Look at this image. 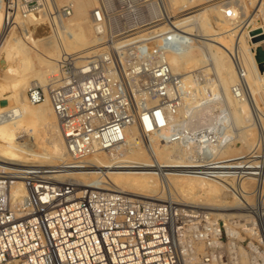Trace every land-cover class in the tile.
I'll return each mask as SVG.
<instances>
[{
	"label": "built area",
	"instance_id": "built-area-1",
	"mask_svg": "<svg viewBox=\"0 0 264 264\" xmlns=\"http://www.w3.org/2000/svg\"><path fill=\"white\" fill-rule=\"evenodd\" d=\"M18 1L22 18L45 19L48 25L63 22L73 10L70 0ZM232 11L227 9L226 15ZM148 14L138 21L134 8L122 10L119 27L113 28L118 33L99 43L102 51L85 56L63 53L56 61V82L48 88L28 87L27 102L34 105L48 98L67 168L93 153L121 147L132 125L160 144L189 146L193 151L186 173L226 183L227 193L240 198L238 212L260 221L264 234V206L259 205L263 181L250 192L252 204L229 183L246 175L264 178V137L244 157L233 159L214 151L229 125L170 124L169 105L142 108L131 99L142 92L164 98L172 94L174 75L164 55L173 51L175 32L166 13ZM111 15L100 5L92 10L96 34L106 36ZM157 25H164L165 32L157 35ZM130 79L139 82L135 89L126 84ZM157 115L162 124H157ZM60 169L34 164L0 168V264H240L235 247L245 239H238L243 220L236 213L223 217L216 210L172 198L145 200L77 186L56 177ZM14 180L25 187L19 202L10 195ZM231 226L237 235L228 231Z\"/></svg>",
	"mask_w": 264,
	"mask_h": 264
},
{
	"label": "bare ground",
	"instance_id": "bare-ground-1",
	"mask_svg": "<svg viewBox=\"0 0 264 264\" xmlns=\"http://www.w3.org/2000/svg\"><path fill=\"white\" fill-rule=\"evenodd\" d=\"M172 1H179L180 3V0H171V2ZM240 1L242 4L244 0H240ZM248 1L246 4H250V2ZM171 2L170 0H166L164 2L165 3L164 6L166 7L169 5L171 7L176 6L173 2H172L173 5H171L172 4ZM12 3L16 4L15 0H13ZM70 3L72 4V8H73L71 18L68 19V21L66 20L67 22L64 23V25H63V22H59V21H56L55 24L50 23L52 26L51 25L48 26L49 27L48 34H46L43 37L42 36L40 37L39 39L40 43L39 45L37 44V46H40L41 48L40 50H38L40 54L37 57V62L39 63V67L37 69H32V67H30L31 64L28 62L29 59H27V56L25 57V55H28V52H30L28 51L29 46L28 48L24 45H20L19 47L20 48L19 52H22V55L24 56L22 57V60H21L22 62L21 63L19 62V63L21 65L22 64L25 65L28 63L27 66L30 64L29 67L31 69L28 67L30 69L29 70L30 75L29 74L27 75L31 77L32 76L35 77L37 81L29 80V76H26L24 73L25 68L26 69L28 68L27 67L22 68L21 66L22 69L18 67L20 68V70L17 69L19 71L17 70L16 71L17 73L20 72L19 75L22 74V76L19 77L18 75V79L12 80L10 82L11 85H9L10 89L8 88L9 89V90L7 89L8 91H4V92L0 91V168L8 169L10 167H18L22 165H27L28 163H32V162H44V163H50V165L51 163H53L54 165H59V167H61V169L59 170L60 172L64 170L77 169L75 171H72V170L69 171L71 173H69L70 175L68 174V176H70L69 178H73L76 181L80 182V184H78V182H74L71 180H65L66 182H70L77 186L89 185L87 187L92 186V188H95V187L105 188L109 190L125 192L127 194L136 196L138 198L144 197V198H151V199L161 198L164 195L163 193L164 191L163 189L161 190V187L164 186V189L165 187H168L169 189H171V191L173 190V193L174 192L178 193L180 198L186 201V203L199 205L204 208L211 209V210H216L217 212L216 214L221 215L223 217L232 216V213H235V211L233 210L234 209L233 207H239V206L237 204L236 197H234V195H231L230 197L229 196L230 194L227 193L226 191L227 187L224 183L220 182L217 179L207 178L201 174L186 173L185 166H187L188 164L185 162L184 164H182L183 160L180 157L181 154L174 155L173 153L174 148L171 149L169 147V146H172L171 144L161 145L155 139V136H153L152 134L148 136H146L145 134H142L136 125H132L127 130L125 141L121 147L93 153L85 157L81 161V163L75 165V167H72V168L66 167V164L63 161L64 156H66L63 139L61 137V134L57 126L58 124L57 118L52 111L51 105H49L48 103V98L38 104L31 105L27 102L26 97L24 96V90L27 87H31L34 85H41V86H45L48 88L49 86H51V84H53V82H56V80L53 77V74L55 73L56 68H57L56 61L63 53H67L68 52L67 50L70 51L71 49H74V48L75 50L77 49L87 50L93 47L96 38L94 37L92 33L93 27L90 22V17H91L90 14L93 10L92 7L97 3L96 0H70ZM184 3H185V0L182 3V5ZM2 4L3 2H1L0 0V10H1ZM185 4H188V2ZM246 4H243L245 8L247 7L245 6ZM179 5L177 7H179ZM177 7L176 8L174 7V8L177 9ZM183 7H184L183 9L185 10L186 5ZM11 8H12V5H11ZM167 8L166 9L164 8L166 12L163 10L165 13H168ZM207 8L208 10L209 9L211 10L210 7H207ZM225 8L226 7H218L216 11L217 13L214 11L219 16V22H215L212 27V29L214 30L216 29V31L213 32V34L211 33L212 38H208L209 40L208 49H209V54L211 56L212 63H213L212 70L215 69L214 72L217 73V77L216 76L215 77L216 79H218L217 82L219 83L220 89L222 90L221 93L225 95V98H226L225 101H227V103L228 102L231 103L232 105V112L230 111L231 117L229 118L231 122H229V125L231 123V124H234V126L240 127L242 125H245V124H242L244 117L241 116L238 110V107L240 106V102H239L240 100L234 98L233 96H232L233 98L231 97L230 95L231 89L229 86V81L226 75L222 73V66L220 64L221 61L219 57L216 55V53L213 51V49H210L211 45H213L210 42H214L215 44H217L218 47H223L224 45H226L227 39H226L225 33L231 29H236L235 27H237L238 23H240L239 18H238L239 13L236 10V8L238 7L237 6L236 8H234V6L232 7L233 13L230 16L226 15L227 9ZM183 9L180 8L179 11H182ZM154 10L157 11L156 9ZM208 10L207 11L205 10V11L208 12ZM179 11L178 12L174 11V12L179 13ZM6 13L8 14V11ZM180 14H177V15H180ZM184 16L185 15L180 17V19H182ZM262 17L264 16L262 15ZM7 18H9V16ZM178 18L179 17H177V19ZM196 18H197V15H196ZM174 19L176 18H173V23L171 19L169 22L170 26L172 25L174 26V27L172 26L173 29L176 28L177 30L178 28L183 27L185 28L186 32H190L192 30L193 22H191L192 24H190L191 27L186 28L185 26H187V24H183V22L186 20H177V19L174 20ZM194 24H197V23L195 22ZM198 25L201 29L206 30V33H207L208 26L204 20L200 19ZM263 25H260L257 22L256 24H254L253 22L252 27L245 26L244 28L245 30L243 32L245 34L244 35L245 39L242 42V43H245V45H243L244 48L241 49L240 51H241V55L243 56L242 58L245 59L244 62H246V64H248V67L252 69L250 75L254 77L256 76V79L259 82H262L264 84V74H261L257 70V66H256L257 60H256V53H255L256 50H258L257 48H259L260 44L264 42V26ZM61 26L64 28L63 29L64 31L62 32L63 33L65 32V34L62 35L61 37L62 39L63 37L66 39L65 48L67 49V50L62 49V51H61L59 39L57 37H56L57 41L56 39H54L56 36L55 35L56 32L54 33V30L57 31V34H58V31L60 30ZM164 29L165 27H162V29L158 28L157 30L159 31L161 30V31L157 35L164 33L165 32ZM27 38H28L27 40H29V36ZM30 39H32V41H34L35 43L37 42L35 38H30ZM153 44H155V42H152L149 45H153ZM75 53L79 54L78 52H75ZM92 53H96V52L87 50L81 54L85 56L87 54H92ZM187 53H188V50L185 51V54ZM184 57L185 56H183V58ZM180 62L181 61L173 62L172 63V67H174L173 69H175L176 67L177 69L180 68L181 67ZM189 64L191 66L188 64L186 65L190 67H195L193 66L194 59L192 57L189 60ZM208 65L210 67L211 63ZM203 66L205 67V65ZM202 69H205L206 71V68H202ZM12 70L13 69H11V71ZM207 70H210V69L207 68ZM175 72H176V69H175ZM194 79L189 74L182 76L181 86L184 89H186V91H192L193 89L192 85H193ZM214 81L215 80L213 79V82ZM0 88L3 90V88L5 87L4 85H2V87ZM212 91L214 92L215 90H212ZM235 92H236V88H235ZM252 93L254 95L253 96L254 99H256L255 101H257L259 108L264 110V104L262 100H260L261 95L260 94L258 95L254 91ZM150 102L148 101V103ZM223 112H225V110ZM224 116L222 115L221 117H224ZM221 117L220 119L218 118L219 121L221 120ZM226 117H228V115H226ZM167 118L168 120L175 119L174 115L170 112L168 113ZM144 122L145 124H149L147 120H144ZM161 122H162V117L160 115H157V124H162ZM202 125H205V124H202ZM260 125H261L260 126L261 130H263L264 132V124H260ZM235 128L236 127H234V129ZM229 131H230V128L226 130L224 134L225 137H224L222 144L219 146L215 145L217 146L215 147L217 152L214 149L216 153H219V154L229 153L227 152L226 145H236L238 139H242V136L240 135V133L238 134L236 133L238 137H235L234 135L236 134H232L230 133L231 131L230 132ZM253 136H254V133H253ZM28 137H31V138L29 139ZM259 137H264V133L263 134L257 133V138L256 140H254L255 137L252 138L251 132H250V134H248L247 136V139H249V141L251 140L254 144L256 143ZM246 142L247 141L245 140L244 144H246ZM253 144H251V146L246 149L242 148V150L238 152H233V153H236L232 155L233 159L240 158L241 156L244 157L245 154L252 148ZM179 151L180 153H182L180 149ZM187 158H189V154L188 156L185 157V159ZM34 165H38V164L35 163ZM50 165H47V166H50ZM60 172L56 173V177H58ZM261 181H263L264 183V178H260L259 180H256V178H254L253 176L246 175L243 177V179L240 178L235 183H232L231 181L229 183L234 184L237 187V189H240L242 192V195L247 199V201H249V203H252L251 201L254 200L255 202V199L253 196H251L250 192L254 190L255 188H260L258 186L261 185ZM10 195L13 198L14 202L21 201L22 198L25 196V187L21 180H14L11 183ZM259 205L264 206V190L262 191V194L259 198ZM222 211H226V212L224 213ZM237 215L238 217H240V220H243L241 225L239 224L241 231H243L244 235L249 236V238H251L249 239L250 241L247 242L248 244L246 247L241 244H237L238 245L237 247L234 246L236 253L238 254V259L240 261V264H264V249H263L264 234L262 232L260 221H258L257 219H254L253 216L250 214L240 213ZM228 231L231 234L237 235V230L232 226L228 229ZM241 231L238 234V239L244 240V235L241 233ZM260 244L261 246L263 245V247H261Z\"/></svg>",
	"mask_w": 264,
	"mask_h": 264
},
{
	"label": "rangeland",
	"instance_id": "rangeland-1",
	"mask_svg": "<svg viewBox=\"0 0 264 264\" xmlns=\"http://www.w3.org/2000/svg\"><path fill=\"white\" fill-rule=\"evenodd\" d=\"M129 1L131 4L129 3ZM165 1L164 0H157V1L156 0H96L97 3L92 7L93 9L100 5V7L103 8V10L111 12V14H112L111 18H110L109 25H107V29H108V27H110V30L106 29L107 33H106V36H104V34L103 35L102 34H100V35L96 34V31L94 29H92V31H93L92 33L98 41L95 39V42L94 41L93 42H94V45H96V44L97 45L94 46L92 44L93 47H91L90 49H87V50L94 51V52H96L95 54H97L98 52L103 50V46H101V44H98V43H102V41L108 39L109 35L112 37V35L117 34L118 31L113 32V28L116 29L117 27H119V14L125 8H134V12H135L134 18L137 19L138 21L142 20V19L144 20V18H146V16L148 17L149 16L148 13H150V12L153 14L155 12H156L155 14L165 13L166 10H164V8L165 9L167 7L171 8V9L167 8V12H168V13H166L167 17L171 14L167 19L168 23L170 22V19L173 23V18L177 19V17H179L177 20H186L183 22V24H187V26H185L187 28V27H191L190 24H192L191 22H193L192 30L190 32H186L185 28H183V27H181L182 29L178 28L179 30L178 29L176 30V28L175 29L172 28L173 25L170 26L172 32H175V44L173 46V51L166 53L164 55V57L170 66L171 73L174 75V79H173L172 84H171L172 94L164 98V97L146 95L145 92H142L140 95L132 97L131 99L133 101L135 100V102H137V104L142 108L147 107V106L150 107V106H153L157 103L162 104L161 106L164 108H166V106L169 105L170 106L169 112L174 115V118L177 116L175 119H170L171 121L169 120V122H171L170 124H181V125L190 124L191 126L201 125V124H226V125H229V122H231L229 118L231 117L232 105H231V103H229V102L227 103V101H225L226 100L225 95H223L221 93L222 90L220 89V85L217 82L218 79H216L217 73L214 72L215 69L212 70L213 69L212 68L213 63H212L211 56L209 54V49H208L209 40H208V38H212L211 33L213 34V32L216 31V29L215 30L212 29L214 23L219 22V16L216 14L217 8L218 7H226L225 9H229V8H231V6L232 7L234 6V8H236V6H237L238 8H236V10L239 13L238 18H239L240 23H238L237 27H235L236 29H231L225 33L226 34L225 36L227 39L226 45H224L223 47H218L217 44H215L214 42H210L211 44H213V45H211L210 49H213V51L216 53V55L219 57V59L221 61L220 64L222 66V73L226 75V77L228 78V81H229V86L231 89V91H230L231 97L233 96L234 98L240 100L239 101L240 106L238 105L239 106L238 110H239L241 116L244 117L242 124H245V125H242L239 127V126H234V124L230 123L231 126L230 125L229 126H230L231 132L230 131L229 132L232 134L240 133V135L242 136V139L237 138L238 141H237L236 145H226L227 152H229V153H226L223 155L230 156V155L236 154L233 152H238V151L242 150V148L246 149V148L250 147L251 144H253V142L251 140L249 141V139H247L248 134H250V132H251L252 138L255 137L254 140H256L257 133H262V134L264 133L260 127L261 126L260 124H264V112H263L264 110L259 108L257 101H255L256 99H254V97H253L254 95L252 93L254 91L258 95L260 94L261 95L260 100H262V102L264 104V84L262 82H259L256 79V76L254 77V76L250 75L252 69H250L248 67V64H246V62H244L245 59L242 58L243 56L241 55L240 50L243 49L244 48L243 45H245V43H242L245 39L244 38L245 34L243 33L245 30L244 29L245 26L246 27L247 26L252 27L253 22H254V24H256V22L259 23L260 25L264 24V17H262V15L264 16V0H251V1L250 0L249 1L244 0L242 4H241L240 0H237V1H235V0H189V1L185 0V3L188 2V4L184 3L186 5L185 10L183 9L184 8L183 6H185V5L184 4L182 5L184 0L183 1L180 0V3H179V1H172L176 5V6H172V7L170 5L167 7L164 6ZM181 1H182V3H181ZM247 1L250 2V4H246ZM1 2H3V4H2L1 10H0V87H2V85H4L5 88H3V90L0 88V91L4 92V91H8L10 89L9 85H11L10 82L12 80L18 79V75L20 72L17 73V71L20 70L21 66H22V68H25V67L28 68L29 65L31 64L30 67H32V69H37L39 67V63L37 62V57L40 54L38 52V50H40L41 48H40V46H37V44L39 45V43H40L39 39L41 36L43 37L46 34H48V31H49L48 26L49 25H47L48 23L46 22L45 19L36 20L37 21L36 22V21H33V19L30 16L27 17V19L22 18L21 13L19 11L20 7H19V1L18 0H15L16 4L12 3L13 0L11 1V3H9L8 0H1ZM170 2H171V0H170ZM238 2H240V3H238ZM173 3L171 5H173ZM10 4L12 5V8H11ZM243 4H246L245 6H247V7L245 8ZM178 5H179V7H177ZM174 7L175 8L177 7V9H175ZM207 7H210L211 10L210 9L208 10ZM241 7H242V9H241ZM152 8H153V10H152ZM180 8L183 9L182 10L183 12L179 11ZM154 9H156L157 11H155ZM243 9H244V11H243ZM205 10L206 11L208 10V12H206ZM212 10H213V12L215 11L216 13L215 12L213 13ZM7 11H8V14L6 13ZM137 11L139 12V14ZM170 11H172V12H170ZM174 11H177V12L179 11V13L174 12ZM72 12H73V10L71 11V14H72ZM180 13H182V14H180ZM238 13H237V15H238ZM71 14L67 18L63 19V25H64V23H66L68 21V19L71 18ZM172 14H173V16H172ZM175 14L176 15L180 14V15L176 16ZM183 15H185V16L182 19H180V17H182ZM196 15H197V18H196ZM200 15H202V16H200ZM8 16H9V18H7ZM141 16H143V17H141ZM203 16H204V18H203ZM138 17H139V19H138ZM187 17H188V19H187ZM11 18H12V23L10 24ZM207 18H208V20H207ZM255 18H257V19H255ZM176 19H174V20H176ZM200 19L204 20L207 23V26H208L207 33H206V30H203L199 27L198 24H199ZM90 22H91V17H90ZM195 22L197 24H194ZM210 23L211 24L213 23L212 26ZM157 26H159L158 27L159 29H162V27H165L164 25H161V26L157 25ZM195 26L197 29L195 28ZM63 29L64 28L61 26L60 30L58 31V34H57V31L54 30V33L56 32L55 33L56 36L54 39H56V37L59 39L61 51H62V49H66L65 48L66 39L64 37L62 39V37H61L62 35L65 34V32L64 33L62 32V31H64ZM157 29H156V31H159ZM28 36H29V40H27ZM30 38H35V40L37 42L35 43ZM56 41H57V39H56ZM20 45H24L27 48L29 46L28 51H30V52H28V55H25V57L27 56V59H29L28 62L30 64L28 66H27L28 63L25 65L20 64L22 62L21 61L22 57H24L22 55V52H19L20 51V48H19ZM259 48L262 51H264V42H262L260 44ZM198 49H199L200 53H199ZM74 50H75V48L71 49L70 51L67 50L68 51L67 53L78 52L79 54H81L84 51H87V50H82V49L81 50L77 49L75 51ZM186 50H188V53L190 55L188 53L187 54L189 56L187 54H185ZM192 52H193V54H192ZM183 56H185V57L183 58ZM191 57L194 59L193 66H195V67H190L191 65L189 64V60L191 59ZM240 60L242 61V63ZM176 61H181L180 62L181 67L178 69L176 67L175 68L176 72H175V69H173L174 67H172V63L176 62ZM183 62H185V63H183ZM210 63H211V65L209 67L208 64H210ZM186 64H188L190 66H188ZM202 64L205 65V67ZM256 66H257V70L261 74H264V58L261 59L260 61L257 60ZM18 67H20V68H18ZM200 67H201V69H200ZM29 68L28 69L25 68L26 71L24 70V73L26 76L30 75L29 70L31 68L30 69ZM118 68H119V70H121L122 66L120 64H118ZM202 68H206V71H205V69H202ZM207 68L210 69L212 72L210 70H207ZM11 69H13V70L11 71ZM17 69H19V70H17ZM12 72L15 74L17 73V74L15 75ZM215 73H216V75H215ZM27 74H29V75H27ZM187 74L191 75L193 77V79L195 78L193 81V85H192V87H193L192 91H186V89H184L181 86L182 85L181 78H182V76L187 75ZM243 75H244V77H243ZM20 76H22V74L19 75V77ZM213 79L215 80L214 82H213ZM29 80L37 81V79L33 76L32 77L29 76ZM180 82H181V84H180ZM7 83H8V85H7ZM126 84L129 86V88L135 89L136 85H138L139 82L136 80L130 79V80L126 81ZM198 84H200V85H198ZM42 87H45V86H42ZM27 88L24 90V96H25V92H26ZM45 88H47V87H45ZM210 88H211V90H210ZM235 88H236V92H235ZM182 90H184V91H182ZM212 90H215V91L213 92ZM148 101L149 102L152 101V102L148 103ZM48 103H49V100H48ZM225 104L226 105L228 104L227 105L228 107ZM49 105H50V103H49ZM224 110H225V112H223ZM229 113H230V115H229ZM175 114H176V116H175ZM224 114H225V116H224ZM222 115L226 119L224 117H221ZM226 115H228V117H226ZM220 117H221V120L219 121ZM245 120H246V122H245ZM136 124H138V123H136ZM233 126L236 128L234 129ZM238 127H239V129H238ZM252 132L254 133V136H253ZM237 134L234 136L238 137ZM126 135H127V133H126ZM28 138L30 139L31 137H28ZM245 140L247 141L246 144H244ZM171 145L172 146H169V147L171 149L174 148L173 149L174 155H176V154L180 155L181 154L180 157L183 160L182 164H184V162L187 164L190 163L189 161H187V159H185V157L188 156V154H190V151H193V149H191L189 146L185 147V146H182L181 144L179 145L177 143H173ZM215 147H217V146H215ZM179 149L181 150L182 153H180ZM174 151L175 152L177 151L179 153H177V152L175 153ZM215 151L217 152L216 149H215ZM65 159H66V156H64L63 161ZM35 163L38 165H43V166L50 165V163H44V162H32V163H28V164H35ZM52 165H54V164L51 163L50 166H52ZM57 166H59V165H57ZM71 170L75 171L77 169L64 170V171L59 173L58 178L62 181L71 180L74 182H78L73 178H69L70 176H68V174L71 173V172H69ZM220 182H222V181H220ZM222 183H224V182H222ZM78 184H80V182H78ZM224 184L226 185V187H229L226 183H224ZM263 185H264V183H263ZM86 186H89V185H86ZM90 187H92V186H90ZM258 187H260V186H258ZM95 188H97V187H95ZM162 189L164 191L163 192L164 195L161 198H158V199H151V198H144V197H141V198H143L145 200H156V201L164 200L166 198H172L174 200L184 201L182 198H180L178 193H176V192L173 193V190L171 191V189H169L168 187H165V189H164V186H162L161 190ZM226 190H227V188H226ZM263 190H264V188H263ZM169 191H171V192H169ZM229 196L231 197V195H229ZM234 197H236V196H234ZM236 199H237V204H239L240 198L236 197ZM184 202H186V201H184ZM247 202H249V201H247ZM251 202L253 203L254 200ZM252 203H250V204H252ZM233 208L236 209L237 207H233ZM222 212L225 213L226 211H222ZM235 213L240 214V212H238V210H236ZM255 222H256V220H255ZM241 223H242V221H241ZM244 239H245V241L243 242L242 245L246 247L248 244L247 242L250 241L249 239H251V238H249V236L244 235ZM260 246H261V244H260ZM261 247H263V245ZM263 249H264V247H263Z\"/></svg>",
	"mask_w": 264,
	"mask_h": 264
},
{
	"label": "water",
	"instance_id": "water-1",
	"mask_svg": "<svg viewBox=\"0 0 264 264\" xmlns=\"http://www.w3.org/2000/svg\"><path fill=\"white\" fill-rule=\"evenodd\" d=\"M264 58V51H262L260 48L256 50V60H261Z\"/></svg>",
	"mask_w": 264,
	"mask_h": 264
}]
</instances>
